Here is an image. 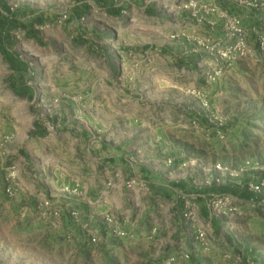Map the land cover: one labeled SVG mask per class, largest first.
<instances>
[{"label": "rangeland", "instance_id": "1", "mask_svg": "<svg viewBox=\"0 0 264 264\" xmlns=\"http://www.w3.org/2000/svg\"><path fill=\"white\" fill-rule=\"evenodd\" d=\"M4 5L18 30L12 47L0 49V264H80L75 255L62 256L78 247L94 251L97 263L116 264V255L103 258L98 248L111 239L103 218L114 217L125 230L121 215L103 214L92 225L78 214L72 227H59L68 218L52 187L76 192L73 173L47 179L20 170L19 176L20 154L34 163L48 156L32 141L43 137L54 141L49 149L64 162L73 154L102 164L109 188L119 178L117 159L142 168V189L148 181L185 188L178 200L195 223L200 193L205 217L219 223L221 235L201 247L217 256L206 264H264V237H246L252 210L223 215L214 209L223 197L239 208L249 200V183L264 185V0H0L1 11ZM7 56L27 64L32 99L12 91L17 75ZM76 196L68 209L85 202V194ZM44 202L59 216L44 210ZM256 204L262 211L254 218L264 223V193ZM166 222L160 214L157 224ZM90 233L98 236L94 246L85 241ZM113 239L108 245L128 248L123 264L191 259L163 232L143 256L132 243Z\"/></svg>", "mask_w": 264, "mask_h": 264}, {"label": "crops", "instance_id": "2", "mask_svg": "<svg viewBox=\"0 0 264 264\" xmlns=\"http://www.w3.org/2000/svg\"><path fill=\"white\" fill-rule=\"evenodd\" d=\"M15 122L18 124V121ZM32 141L36 142V152H48L49 154L38 163H34L31 159H26L25 156L23 157L20 154L16 166L19 176L21 175L20 170H24L25 173H34V177H36V173L40 172L42 173V176L47 179H58L63 176L68 177L70 173H73L76 183L80 186L76 185L77 188L76 186L73 188V190H76L74 193H65L63 189L61 190V187H52V189L57 192V199L59 201L58 209L62 211V216L66 214L67 216L65 215V217L68 218L57 223L59 227H66V229H69V227L73 226V223L69 221L70 218L77 220L79 215H81V221L86 220L92 225H95V222L99 221L103 217V214H117L122 216V221L124 222L123 224H125V228L127 227V229L132 233V237L126 240H113L122 243H132L131 246H133L132 248L134 250H143V252L139 251L140 253L138 254H140V256L146 254V245H151L153 247L157 246L159 235L163 232L164 234L166 233V238L169 242H181L182 248H184L183 253H187V255L191 258L188 261L189 263L206 264L208 257H217L214 254H212V256L207 254L208 251L203 250L201 246H199L192 238L191 233L193 230L194 232L198 229L205 230L204 228L207 225H209V227L207 226L208 228L206 229L209 230V236L213 243L221 238V235L219 234V223H217V221H210L205 217L204 202L199 195L200 193L196 195L197 204H194L198 210L197 217H195L197 222L195 223L194 218H192V220H194L192 221V224L188 218L187 220L183 219L182 215L183 213L185 215L187 211L183 208L180 200H178L181 194L180 192L186 191L185 188L184 190L173 189L169 186H165L164 183L154 185L155 181H148L145 182L146 188L144 187L142 189V183L144 182L140 180L144 176L142 168H133L132 165L125 159H117L113 161V163L117 164L118 170L115 171L118 172L119 178L117 184L109 188L104 185L106 181L105 177L110 178V176H108V170L104 168L102 164H95V160L90 155L81 158L71 154L70 158H67V161L64 162L63 157L60 156L62 154H59L56 150L49 149V143L54 142L49 137L32 139ZM104 161L102 162L104 163ZM105 163L107 165H111L112 160L108 159ZM36 164H38V166ZM127 178H134L132 188H127L126 185L128 181L125 182ZM90 179H93L94 181H91ZM253 182L259 183L258 180H254ZM19 183L22 187H24V189H27L29 193L33 192L30 191L31 186L26 184L23 180H21V178H19ZM93 183H98V185H94ZM79 192L81 195H86L85 202L81 205H78L77 203H70L71 207L68 209L66 202L70 198H72L71 200L73 201L76 200L74 197H77L76 194ZM248 196L249 200L244 202L242 206H239L238 210L242 213L244 210L249 211V209H251L253 213L252 215L257 217L262 211V209L260 210L259 204H256L257 200L260 199L261 196L255 197L254 203L250 202L252 196L249 194ZM98 199H102L100 205H97ZM241 213L239 216L243 215ZM160 214L161 216L164 215L167 219L165 227L157 224V219ZM254 217L246 222L247 229L245 232H248L246 237L252 238L254 235L264 237V228L260 229V227L254 225L253 223L262 222L258 221ZM75 236L74 238H76ZM111 239L103 244L104 247L102 249L100 247L98 248V250H100L99 255L103 258L109 257L110 259H115L112 258V255H116V264H123L121 258L123 257V254H127L128 248L125 246L115 247L108 245ZM66 254L69 256H77L79 261L83 260L80 264H104V261L97 263V260L94 258V251H85L81 247H78V249L69 253L63 252L62 256ZM132 255L136 258L137 253ZM131 256H129V258ZM157 256L158 254L156 253L155 257ZM188 262L187 264H189ZM134 263L135 261H130V264Z\"/></svg>", "mask_w": 264, "mask_h": 264}, {"label": "built area", "instance_id": "3", "mask_svg": "<svg viewBox=\"0 0 264 264\" xmlns=\"http://www.w3.org/2000/svg\"><path fill=\"white\" fill-rule=\"evenodd\" d=\"M263 43H264V39H263ZM263 49H264V44H263ZM219 127H221V125H216V128L218 129ZM221 134V133H220ZM219 135V133H218ZM8 182H12L15 179V174L9 173L8 175ZM133 183L128 184L127 187L130 188L132 187ZM246 191L249 195L252 196V198L250 199V202L254 203V199L257 196H262L264 193V185L263 183L259 182V183H249L246 186ZM5 193L9 196L12 194V188L11 186H9ZM232 206V202L230 201V199L228 197H223L219 200V202H217L214 205V209L215 210H223V215H227L230 213H237L239 212L238 208L236 207H231ZM42 208L44 210H48L52 216L57 217L59 216L58 211H55L53 209H51V204L49 202H44L42 205ZM186 218H192V214H187L185 213ZM103 224H104V229L107 230L108 234L110 235L111 238L117 239V240H124L127 239L129 236V234L120 227V225L117 223V221L114 219V217L108 216L106 215L103 218ZM105 225L107 227H105ZM97 233L96 234H86L85 236V241L87 242L88 245H96L98 242V238H97ZM207 232L205 230H196L194 232V234L192 235V238L194 239V241L201 247H207V244L209 245L210 240ZM211 239V238H210ZM186 258H188L187 256H185Z\"/></svg>", "mask_w": 264, "mask_h": 264}, {"label": "trees", "instance_id": "4", "mask_svg": "<svg viewBox=\"0 0 264 264\" xmlns=\"http://www.w3.org/2000/svg\"><path fill=\"white\" fill-rule=\"evenodd\" d=\"M18 30V26L12 20L11 11L5 5L0 9V49L10 48L13 45L11 33ZM8 57V56H7ZM9 68L17 75V80L12 84V91L20 99H32L34 90L28 85L26 77L29 69L26 63L18 57H8Z\"/></svg>", "mask_w": 264, "mask_h": 264}]
</instances>
